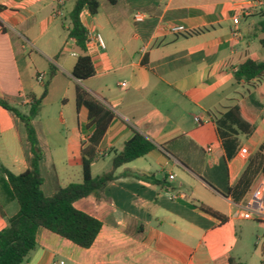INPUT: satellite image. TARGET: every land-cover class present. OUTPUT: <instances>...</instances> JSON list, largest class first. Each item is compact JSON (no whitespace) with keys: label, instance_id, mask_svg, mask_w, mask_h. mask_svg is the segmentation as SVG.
<instances>
[{"label":"crops","instance_id":"0c3cea01","mask_svg":"<svg viewBox=\"0 0 264 264\" xmlns=\"http://www.w3.org/2000/svg\"><path fill=\"white\" fill-rule=\"evenodd\" d=\"M114 1L105 0L112 9L102 19L100 11L96 16L85 9L80 13L95 75L78 81L71 76L77 51L67 37L74 0H63L62 7L58 0H0V98L27 114L30 96L39 98L37 88L46 84L40 116L50 94L58 97L59 120L49 118L38 126L32 121L43 155L39 172L45 196L82 182L81 151L94 126H89L86 110L76 108V85L114 115L96 147L93 177L92 167L103 159H110V168L102 174L111 170L114 155L134 131L156 147L117 168L101 191L74 203L101 223L91 247L82 249L38 228L35 248L21 264H228L229 259L245 264L239 254L233 255L240 239L230 230L244 221L236 214L248 202V193L239 202L225 198L176 157H191L186 145L192 142L203 150L206 163L217 164L225 150L215 122L237 103L255 112L256 119L250 135L235 136L237 148L227 162L229 186L236 185L248 158L264 145V97L258 98L250 84L234 81L245 60L264 61L263 35L257 31L264 0ZM58 9L62 15H55ZM175 26L184 32L171 33ZM96 33L104 48L97 46ZM39 74L42 82L36 80ZM66 109L68 116L61 118ZM29 156L23 124L0 106V167L19 175ZM167 191L178 197L168 199ZM0 207L5 214L1 231L18 211L1 172Z\"/></svg>","mask_w":264,"mask_h":264},{"label":"trees","instance_id":"16d2710c","mask_svg":"<svg viewBox=\"0 0 264 264\" xmlns=\"http://www.w3.org/2000/svg\"><path fill=\"white\" fill-rule=\"evenodd\" d=\"M107 1L112 5L115 3L114 0ZM84 9L91 16H96L99 11L98 0H74L72 10L68 14L70 27L67 37L74 41L77 51L71 76L78 81L87 80L95 75L91 59L86 53L88 32L80 20V13ZM259 16L261 20L257 24V31L263 35L259 44L264 47V11ZM199 32L201 31H195L192 34ZM234 81L236 83L243 81L247 84L257 81L260 86L255 90L259 98L263 99L264 61L245 60L234 73ZM45 96L46 84L39 98L30 96L27 114L20 113L0 98V106L23 124L30 153L27 158L28 167L19 175H14L0 167V172L6 177L12 196L18 205L17 213L6 219V227L0 231V264H21L25 261L35 248V233L38 228H44L82 249L91 247L99 233L101 223L94 217L77 210L74 203L101 191L113 181V173L117 168L144 157L156 148L144 135L134 131L133 136L124 144L122 150L114 155L111 170L93 177L91 165L96 158V147L114 115L83 87L76 85V108H84L87 112L89 126H94L88 145L81 151L82 182L71 183L64 188L57 189L50 197L45 196L41 190L42 178L39 172V163L43 155L32 125ZM255 119V112L237 103L216 120L217 133L222 140L225 156L220 158L215 165L206 163L203 150L192 142L186 145L192 156L188 155V159L185 160L176 158L223 197L239 202L248 193L250 199L259 183L264 180V145H260L257 151L248 158L246 168L234 186H229L227 162L237 148L235 136L250 135L253 132ZM155 181L161 183L159 180ZM201 211L218 219L221 223L226 222L223 216L210 209L201 208ZM0 217L5 218L1 207ZM228 264L241 263L229 259Z\"/></svg>","mask_w":264,"mask_h":264},{"label":"rangeland","instance_id":"374dc122","mask_svg":"<svg viewBox=\"0 0 264 264\" xmlns=\"http://www.w3.org/2000/svg\"><path fill=\"white\" fill-rule=\"evenodd\" d=\"M101 7H100V14L99 19H102L103 16L107 14V11L112 9L108 4L105 2V0H99ZM69 5L66 7L68 9ZM253 89L258 88L260 84L256 81L249 85ZM38 92L40 94L43 93L44 87L38 86ZM256 94V90L254 91ZM41 96V95H39ZM258 98L259 95L257 94ZM256 98V96H255ZM254 99V97H253ZM58 97L57 94H50L49 99L43 103L42 106V112L40 116H37L34 119L35 125L38 126L39 123L47 120V119H58ZM22 105H19V107ZM22 108V107H21ZM41 108V106H40ZM22 111V109H19ZM68 116L67 109L65 110L64 116L61 118H66ZM261 118L258 119L257 124L259 125L261 123ZM207 129L208 126H204V129ZM246 136V135H244ZM243 140H245V137H243ZM249 153V152H248ZM110 168V159L106 158L99 162V164L92 167V173L94 176L100 175L103 172H106ZM180 174V173H179ZM177 181H180V175ZM186 194L189 196L190 192L186 190ZM196 203V202H195ZM199 205V203H196L195 206ZM200 206V205H199ZM235 233L237 238L239 237V241H236L233 249V255L236 254L241 256V261L245 262V264H263L264 263V257L261 254V248L263 245V234H264V220H257V219H251V220H244L239 221L237 223L236 228H233V230H230Z\"/></svg>","mask_w":264,"mask_h":264},{"label":"built area","instance_id":"2783aa9c","mask_svg":"<svg viewBox=\"0 0 264 264\" xmlns=\"http://www.w3.org/2000/svg\"><path fill=\"white\" fill-rule=\"evenodd\" d=\"M58 4L60 7H62L63 6V0H58ZM246 9H248V8H246ZM55 15H62V11L60 9H58L55 12ZM134 19L136 21L142 20V18L138 15H135ZM238 21H239L238 17H235L233 19L234 24H237ZM169 30L173 34L184 32V28L181 26L171 27ZM94 40H95L98 47L104 48V43L101 39V36L98 33H96L94 35ZM36 80L38 82H42L43 81V75L39 74L36 77ZM195 122H196V124L200 123V121L198 119H195ZM240 153L245 155L246 149H241ZM166 196L170 200H174L178 197L177 194H174L171 191H167ZM236 216L243 219V220H251V219L264 220V180L259 183V185L255 189V191L253 192L252 196L250 197V199L246 203V205L241 208V211L238 212L236 214ZM49 264H64V262L58 261V262H53V263H49Z\"/></svg>","mask_w":264,"mask_h":264}]
</instances>
